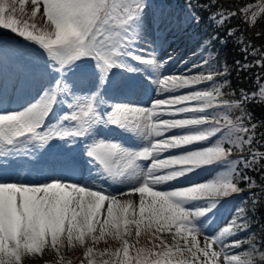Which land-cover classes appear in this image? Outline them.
Instances as JSON below:
<instances>
[{"label": "snow or ice", "instance_id": "1", "mask_svg": "<svg viewBox=\"0 0 264 264\" xmlns=\"http://www.w3.org/2000/svg\"><path fill=\"white\" fill-rule=\"evenodd\" d=\"M151 7V0H0V30L26 42L13 49L0 41V264H28L45 252L56 264H264V224L246 239H230L250 229L249 209L264 203V179L250 174L264 175L257 138L264 120L257 124L249 111L264 103V27L256 28L264 23V0L234 11L188 0L191 9L211 10L210 19L246 58L233 69L217 66L209 53L169 75L161 72L167 61L156 60L142 34ZM154 20L161 32L190 22L163 7ZM126 57L155 70L148 77L156 88L150 104L116 102L106 91L140 88L115 79V68L142 71ZM256 67V90H224L233 70ZM91 82L95 90L84 91ZM59 106L67 109L62 115L54 111ZM101 126L147 143L125 147L98 135ZM57 139L66 148L52 151L44 168L18 166L21 157L34 162ZM80 144L101 179L126 187L113 192L84 180L72 149ZM220 164L227 167L210 179H193L197 170ZM244 186L249 199L232 220L205 234L198 218ZM199 199L204 203L192 204ZM69 249L79 255L67 258Z\"/></svg>", "mask_w": 264, "mask_h": 264}, {"label": "rangeland", "instance_id": "2", "mask_svg": "<svg viewBox=\"0 0 264 264\" xmlns=\"http://www.w3.org/2000/svg\"><path fill=\"white\" fill-rule=\"evenodd\" d=\"M152 7L150 9H146L147 15L144 18L145 21V29L142 30V34L148 38V43L152 45L151 50L155 53L156 60L163 62L167 61L166 64L163 65L161 72L163 75H169L172 73H180L183 72L186 68H191L193 63H199L200 59H205L204 53L200 49L201 40L195 39L196 36L189 35L188 23L183 24L181 23L180 27H172L168 29L166 32H161L160 29L157 27L155 20H154V13L158 8H166L173 17H175L179 21H183L185 17H189L183 10L181 5L176 4H168L161 0H155L154 2L151 1ZM134 44L138 43L136 41L133 42ZM144 46V45H139ZM10 48L18 49L23 48L19 47L16 44H12ZM136 49H130V51H135ZM172 57V59H169ZM126 60L133 64L134 66L142 68L140 72L128 73L124 70L118 69L117 75H115V79L124 81V82H131L140 86V88L136 91L139 92L138 98L144 105L150 104L152 100L156 97V88L151 83V80L148 77H154L155 70L151 66L141 65L139 62L135 61L132 57H126ZM94 67V65H93ZM89 89L95 90V82L89 83L85 88L84 91H88ZM111 93H113V90ZM142 92V93H140ZM129 93H133L130 97H134L135 92H128L125 90H116L114 94L116 97L113 98L116 102H127L119 100L121 99L119 96H127ZM38 98V94H37ZM134 102V101H133ZM120 128L116 126H111L109 128H104L101 126L97 129L98 135L104 136L105 138H112L115 140H119L121 143L126 145L128 148H139L144 146V138L141 136L139 139V135L134 134L132 132H125L124 138L117 136L114 133V130H119ZM130 136L134 137L135 139L132 141ZM80 145L72 146V149H78ZM62 148H66L65 145L62 144ZM83 148V147H82ZM82 148L78 149L79 153V163L83 164L85 168V178L86 180H97L99 183L103 184L106 188V184L104 181L106 179H101V173L97 171L95 165L87 167L88 159L82 153ZM46 151L40 154L37 159L33 162L28 157H21L20 163L18 164L19 167L23 168L28 165H32L33 167L40 168V164L43 161V156ZM219 166V167H217ZM226 167L224 165H216L214 168H211L209 173H201L198 175L193 176L194 180H202V179H210L211 177L215 176L217 173L223 171ZM92 173V176L90 177ZM27 175V173H26ZM183 180V178H181ZM203 201L194 200L192 204H203ZM241 205H236L233 208H225L223 209V205L212 210V212L208 213L206 216L198 218L196 223L202 227L205 234L211 236L218 233L225 225L228 224L230 220H232L236 210ZM248 234L246 233H238L234 237H230V239H246ZM101 247L105 245L103 243L100 244ZM35 264H40L43 257L36 256L31 257Z\"/></svg>", "mask_w": 264, "mask_h": 264}, {"label": "trees", "instance_id": "3", "mask_svg": "<svg viewBox=\"0 0 264 264\" xmlns=\"http://www.w3.org/2000/svg\"><path fill=\"white\" fill-rule=\"evenodd\" d=\"M182 2H188V0H182ZM194 2H198L201 5L213 4L220 10L230 8L234 11L237 6H242L245 3H255L256 0H194ZM194 10L197 16L193 19V25L198 30L199 35L202 37L205 36L208 40V49L214 54L215 61L218 64L217 66H222L224 63H227L230 68L234 69V62L240 60L242 57L246 58V54L242 53L234 38L228 37L223 29L217 28L215 22L210 19L211 10L208 11L203 8ZM231 26L237 29L243 28V24L238 21H233ZM262 27H264V23L256 26L257 30ZM248 28L251 29L252 26L248 25ZM242 34L251 35L252 33L246 32ZM0 36L10 40L15 37L10 33H5L3 30L0 31ZM19 39L22 40L21 38ZM260 43L261 42L257 38L256 47H260ZM255 73H260L259 67L254 68L253 72L245 73H241L238 69L233 70L228 77L231 87L229 88L226 86L224 90L226 92H237L238 89H243L249 93L252 90H256ZM261 75H264V73H261ZM261 82L264 83V81ZM249 111L255 117L254 122L257 124H259L261 120H264V103L255 102L251 104L249 106ZM261 133H264V127L257 129V138L260 140L261 144H264V139H261ZM261 150L264 151V148H261ZM250 174L253 175L258 182L260 179H264V175H261L259 172H251ZM244 187L246 190L245 192L235 193L232 196L225 197L221 199L220 203L232 200H241L242 202L248 200L250 193L247 192L246 186ZM256 191L259 190L257 189ZM249 216L252 219V225L249 230L251 232H259L260 225L264 224V203L257 205L255 209H249ZM75 254L79 255V252H75Z\"/></svg>", "mask_w": 264, "mask_h": 264}, {"label": "bare ground", "instance_id": "4", "mask_svg": "<svg viewBox=\"0 0 264 264\" xmlns=\"http://www.w3.org/2000/svg\"><path fill=\"white\" fill-rule=\"evenodd\" d=\"M140 93H142V92H140ZM141 95V94H140ZM123 101H136V102H142L141 100H139V99H135V98H127V97H123V98H121ZM117 134H124L123 132H119V133H117ZM78 150V149H77ZM91 166V164H89V163H87V167H90ZM92 176V173H91V175H90V177ZM86 180V179H85Z\"/></svg>", "mask_w": 264, "mask_h": 264}]
</instances>
